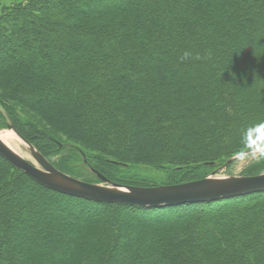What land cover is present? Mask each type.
<instances>
[{
    "label": "trees",
    "instance_id": "1",
    "mask_svg": "<svg viewBox=\"0 0 264 264\" xmlns=\"http://www.w3.org/2000/svg\"><path fill=\"white\" fill-rule=\"evenodd\" d=\"M2 1L0 126L45 158L61 134L109 180L151 186L122 166H157L176 184L264 146V0ZM81 154L69 146L53 165L87 181ZM263 169L264 153L243 175ZM0 264H264V192L99 203L0 156Z\"/></svg>",
    "mask_w": 264,
    "mask_h": 264
},
{
    "label": "water",
    "instance_id": "2",
    "mask_svg": "<svg viewBox=\"0 0 264 264\" xmlns=\"http://www.w3.org/2000/svg\"><path fill=\"white\" fill-rule=\"evenodd\" d=\"M5 127L26 145L38 165L14 152L1 139L0 156L41 186L61 194L99 203L156 208L264 192V172L254 176L213 177L214 173L228 165L233 158L226 160L223 165L204 178L183 183L151 186L124 185L109 180L94 168L89 167L101 181V183H90L57 169L18 132L12 123L5 122ZM55 143L61 146L56 140ZM249 152L250 150L241 153ZM83 159L86 164L85 158Z\"/></svg>",
    "mask_w": 264,
    "mask_h": 264
},
{
    "label": "rangeland",
    "instance_id": "3",
    "mask_svg": "<svg viewBox=\"0 0 264 264\" xmlns=\"http://www.w3.org/2000/svg\"><path fill=\"white\" fill-rule=\"evenodd\" d=\"M11 2V0H4L2 1L3 5H9ZM0 111L5 114V112L2 110L1 106H0ZM21 113V115L24 118H27L30 120V122L32 124H34L37 128H44V125L40 124V121L38 120V118H36L35 116L29 114L28 112L24 111V110H20L19 111ZM6 122L8 123H12L10 120H6ZM45 129V128H44ZM0 130H8L5 127V124H2V126H0ZM43 130V129H42ZM53 137L61 144V146L56 145V143L54 144L55 148L52 152H50V154L46 157V159H48L52 164H56V162H60L63 160L64 156L66 155V149L69 148V146H74L76 147L81 154V162L79 163L81 169L80 172L83 175V178L87 179V182L90 183H101V181L96 177V175L90 171L89 167L83 162V158H86V155L82 152V150L79 148L80 146L73 143L72 141L68 140L67 138H65L63 135L61 134H54ZM19 145H20V153L22 154V157L25 158L28 161L33 162L34 164L38 165L37 162L33 159V157L30 154L29 149L26 147V145L18 139ZM47 143V138H45L42 135H37L35 136V144L39 145L40 147H44V145ZM32 146L38 150L36 148V146L31 143ZM63 149V150H62ZM45 150V147H44ZM88 153V152H87ZM264 153V146L255 148L250 150L249 153H238L233 155L230 158H233V160L226 165L225 167L221 168L220 170H218L216 173L213 174V177L216 178H225V177H231V176H245L243 175V170L248 167L250 164L257 162L259 156ZM229 158V159H230ZM228 160V159H227ZM221 165H223V163L221 164H213L210 168H208V173L207 175H209L210 173H212L215 169H217L218 167H220ZM122 167H125V170H123V173L126 174H135V176L138 178L137 180L140 182H144L150 185H159V184H164L166 183V171L163 168L160 167H154V166H149V165H123ZM264 172V169L261 173ZM78 178V177H76ZM81 179V178H79ZM139 186V185H138ZM141 186V185H140Z\"/></svg>",
    "mask_w": 264,
    "mask_h": 264
},
{
    "label": "bare ground",
    "instance_id": "4",
    "mask_svg": "<svg viewBox=\"0 0 264 264\" xmlns=\"http://www.w3.org/2000/svg\"><path fill=\"white\" fill-rule=\"evenodd\" d=\"M0 139L14 152L22 156V154L20 153V145L18 142L19 138L12 131L0 130Z\"/></svg>",
    "mask_w": 264,
    "mask_h": 264
}]
</instances>
